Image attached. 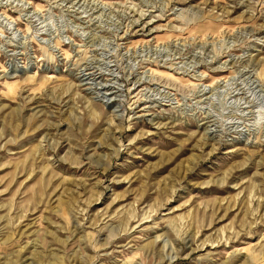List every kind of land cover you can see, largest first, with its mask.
Returning <instances> with one entry per match:
<instances>
[{"label": "rangeland", "instance_id": "1", "mask_svg": "<svg viewBox=\"0 0 264 264\" xmlns=\"http://www.w3.org/2000/svg\"><path fill=\"white\" fill-rule=\"evenodd\" d=\"M0 264H264V0H0Z\"/></svg>", "mask_w": 264, "mask_h": 264}]
</instances>
